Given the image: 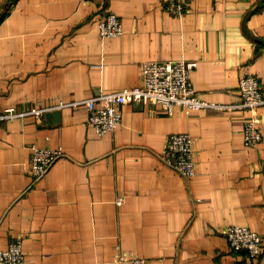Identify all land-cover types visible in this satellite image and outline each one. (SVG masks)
<instances>
[{"label":"crops","instance_id":"0c3cea01","mask_svg":"<svg viewBox=\"0 0 264 264\" xmlns=\"http://www.w3.org/2000/svg\"><path fill=\"white\" fill-rule=\"evenodd\" d=\"M170 2L9 3L0 113L48 112L0 121V250L21 239L29 264H115L121 252L147 264H264V250L252 259L222 233L240 225L264 238V139L245 145L252 113L239 107L243 76H256L264 92V0H187L181 16ZM105 11L122 19L121 36H100ZM181 59L198 62L191 82L213 107L168 114L129 103L115 131L100 137L87 125L76 102L140 85L146 62ZM256 113L264 135V105ZM178 133L194 138L193 178L163 161ZM33 146L63 152L34 185Z\"/></svg>","mask_w":264,"mask_h":264},{"label":"built area","instance_id":"2783aa9c","mask_svg":"<svg viewBox=\"0 0 264 264\" xmlns=\"http://www.w3.org/2000/svg\"><path fill=\"white\" fill-rule=\"evenodd\" d=\"M188 7L187 0H171L168 5V9L175 16L186 13ZM97 21L102 38L119 37L124 33L122 19L113 11H105ZM197 66V61L185 59L146 62L142 67L140 85L103 93L76 104L86 106L87 125L93 127L100 137L115 131L122 124V106L129 103L157 105L168 114H172L176 106L185 108L189 113L199 112L213 107V104L203 100L191 82V73ZM239 90L242 98L239 107L252 113L245 123L244 142L247 146H255L264 139L259 126L260 120L256 117V111L264 105L262 84L256 76L246 75L240 79ZM47 112L39 108L24 112L10 108L0 113V121L24 117L39 120ZM194 144V138L189 133L171 134L167 138L162 154L163 161L183 176L195 177L197 164L194 158ZM62 156V150L33 146L28 168L32 184L42 180ZM123 201L122 198L119 199L118 204H122ZM222 233L235 251H245L252 259L258 258L264 250L263 236L250 227L232 225L225 228ZM0 264H29L21 239L13 240L7 249L0 250ZM115 264H147V260L131 252H121L115 258Z\"/></svg>","mask_w":264,"mask_h":264},{"label":"water","instance_id":"95a60500","mask_svg":"<svg viewBox=\"0 0 264 264\" xmlns=\"http://www.w3.org/2000/svg\"><path fill=\"white\" fill-rule=\"evenodd\" d=\"M17 1H18V0H10L9 3L12 5V4H15ZM3 15H4L3 13H0V18L3 17ZM51 115L54 116V117H56L57 119H58L59 116H60L59 113H57V112L49 113V114H48V117H50Z\"/></svg>","mask_w":264,"mask_h":264},{"label":"trees","instance_id":"16d2710c","mask_svg":"<svg viewBox=\"0 0 264 264\" xmlns=\"http://www.w3.org/2000/svg\"><path fill=\"white\" fill-rule=\"evenodd\" d=\"M10 7H11V5H10L9 2H8L7 5H5L4 8H3V13H4L3 16H6V15H7V13H8V11H9V8H10ZM2 18H3V17H2ZM2 18H0V20H1Z\"/></svg>","mask_w":264,"mask_h":264}]
</instances>
